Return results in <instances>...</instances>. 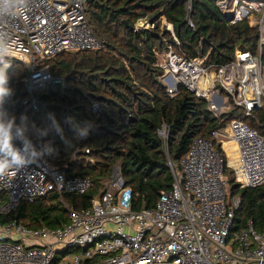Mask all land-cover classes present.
<instances>
[{
  "label": "built area",
  "instance_id": "1",
  "mask_svg": "<svg viewBox=\"0 0 264 264\" xmlns=\"http://www.w3.org/2000/svg\"><path fill=\"white\" fill-rule=\"evenodd\" d=\"M86 1L28 0L23 14L0 19V31L13 44L12 67L16 61L25 66L23 104L43 119L53 118L50 108L55 104L42 101L37 91L55 85L63 90L71 87L49 65L41 66L40 60L64 51L103 47L89 26ZM214 1L232 23L247 21L258 30L259 53L237 48L231 60L220 64L211 58L213 48L191 57L176 48L181 46L179 40H165L167 50L159 54L157 63L162 81L171 96L184 86L205 98L216 116L231 105L252 116L264 108V0ZM187 9L191 10V0ZM188 23L195 28L191 19ZM83 93L98 112L99 97ZM3 109L7 113L5 105ZM168 131L166 124L158 130L166 149ZM12 133L13 145L22 149L14 127ZM60 135L57 131L43 143L25 135L37 151L46 146L52 151L15 175L0 178V216L15 211L22 201L34 202L54 191L63 196L92 189L90 176H68L50 164ZM90 152L78 150L72 158L79 160L82 153L95 164ZM231 156L239 159L242 177L230 164ZM168 163L172 187L161 193L152 208L134 209L133 191L118 161L104 191L88 208L67 206L70 221L62 227L33 229L16 221L0 222V264H264V229L257 230L250 221L246 228L234 230L242 195L232 192L235 184L239 191L264 185V135L245 121L232 119L226 128L212 131L211 138L196 137L179 162L169 159Z\"/></svg>",
  "mask_w": 264,
  "mask_h": 264
},
{
  "label": "trees",
  "instance_id": "2",
  "mask_svg": "<svg viewBox=\"0 0 264 264\" xmlns=\"http://www.w3.org/2000/svg\"><path fill=\"white\" fill-rule=\"evenodd\" d=\"M188 2L87 0L89 26L103 47L64 51L40 60L41 66L49 65L53 74L64 76L73 88L63 90L55 85L37 91L42 101L55 104L50 108L52 119L41 118L23 104L27 96L25 66L14 62L5 85L11 89L4 98L8 120L14 117V128L23 127L24 135L31 134L40 143L55 137L58 124L62 133L50 164L64 169L68 176H90L94 185L85 194L61 196L54 191L34 202L22 201L15 211L0 216V222L16 221L33 229L62 227L70 221L67 206L88 208L104 191L118 161L133 191L134 209L152 208L161 193L172 187L168 160L179 162L196 137L211 138L212 131L226 128L232 119H241L264 135V108L245 116L243 110L231 105L216 116L205 98L184 86L174 96L166 91L157 64L158 55L167 50L165 40H179L181 46L176 48L191 57L213 48L211 58L220 64L231 60L237 48L259 53L258 30L247 21L232 23L214 0H191L189 11ZM188 19L195 28L189 26ZM262 55L264 58V49ZM83 92L99 97L98 112L92 110ZM163 124L169 128L167 149L158 132ZM84 127L88 135L77 138L76 130ZM86 148L95 164L87 162L82 153H78L79 160L72 158ZM232 192L242 195L234 230L246 228L250 221L263 230L264 185L239 191L235 184Z\"/></svg>",
  "mask_w": 264,
  "mask_h": 264
},
{
  "label": "clouds",
  "instance_id": "3",
  "mask_svg": "<svg viewBox=\"0 0 264 264\" xmlns=\"http://www.w3.org/2000/svg\"><path fill=\"white\" fill-rule=\"evenodd\" d=\"M28 0H0V19L16 14H23L27 9ZM7 33L0 31V178L7 175H15V173L34 162L37 158L45 153H50L52 149L45 147L37 151L33 144L24 135L23 127L16 128V137L23 142V147L17 148L13 145L12 129L15 126V118L7 120L6 111L3 109L4 98L11 93V89L5 87L8 83L9 76L7 70L12 67L11 59L14 56L13 44L9 41ZM22 122L25 119L21 118ZM55 124V121H54ZM59 133L62 129L55 124ZM77 138L83 139L88 135V128H78L76 130Z\"/></svg>",
  "mask_w": 264,
  "mask_h": 264
},
{
  "label": "rangeland",
  "instance_id": "4",
  "mask_svg": "<svg viewBox=\"0 0 264 264\" xmlns=\"http://www.w3.org/2000/svg\"><path fill=\"white\" fill-rule=\"evenodd\" d=\"M101 42H102V41H101ZM162 53H163V52H162ZM162 53H161V54H162ZM160 59H161V55L158 57V60H160ZM25 61H26L27 63H30V62H31L30 58H29L27 55H26V57H25ZM160 78H161V80H162V77H161V76H160ZM164 85H165V84H164ZM165 86H166V85H165ZM225 104H228V102L225 101ZM228 108H229L228 106L223 107V108H222L223 111H221V113H219V114H223L224 111H228V110H229ZM219 114H218V115H219ZM237 114H238V112H237ZM225 151H227V146L225 147ZM227 153L229 154L230 151L228 150ZM234 154H235V153H234ZM230 164H231L232 166H234V167L237 169L239 177H242V176H243V175H242L243 170H242V168H241V164H240L239 159H238L237 157L231 156V158H230ZM234 174H235V172H234L233 170H231V171H230V177H231V178H234ZM235 175H236V174H235Z\"/></svg>",
  "mask_w": 264,
  "mask_h": 264
},
{
  "label": "water",
  "instance_id": "5",
  "mask_svg": "<svg viewBox=\"0 0 264 264\" xmlns=\"http://www.w3.org/2000/svg\"><path fill=\"white\" fill-rule=\"evenodd\" d=\"M232 17L231 16H228L227 19L230 20Z\"/></svg>",
  "mask_w": 264,
  "mask_h": 264
},
{
  "label": "crops",
  "instance_id": "6",
  "mask_svg": "<svg viewBox=\"0 0 264 264\" xmlns=\"http://www.w3.org/2000/svg\"><path fill=\"white\" fill-rule=\"evenodd\" d=\"M164 52V51H163ZM162 53V52H161ZM158 57H159V55H158ZM159 61V60H158Z\"/></svg>",
  "mask_w": 264,
  "mask_h": 264
}]
</instances>
